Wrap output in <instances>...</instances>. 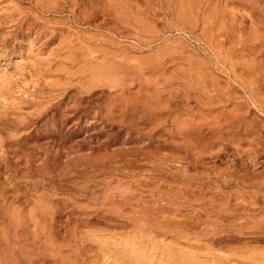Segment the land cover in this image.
<instances>
[{"label":"rangeland","instance_id":"1","mask_svg":"<svg viewBox=\"0 0 264 264\" xmlns=\"http://www.w3.org/2000/svg\"><path fill=\"white\" fill-rule=\"evenodd\" d=\"M0 264H264V0H0Z\"/></svg>","mask_w":264,"mask_h":264},{"label":"bare ground","instance_id":"2","mask_svg":"<svg viewBox=\"0 0 264 264\" xmlns=\"http://www.w3.org/2000/svg\"><path fill=\"white\" fill-rule=\"evenodd\" d=\"M190 253V252H189ZM126 257V256H125Z\"/></svg>","mask_w":264,"mask_h":264}]
</instances>
